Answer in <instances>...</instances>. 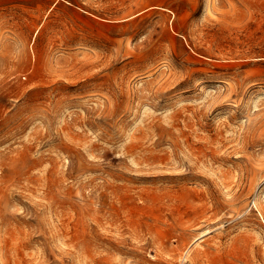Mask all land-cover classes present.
<instances>
[{
    "label": "rangeland",
    "instance_id": "1",
    "mask_svg": "<svg viewBox=\"0 0 264 264\" xmlns=\"http://www.w3.org/2000/svg\"><path fill=\"white\" fill-rule=\"evenodd\" d=\"M0 264H264V0H0Z\"/></svg>",
    "mask_w": 264,
    "mask_h": 264
}]
</instances>
